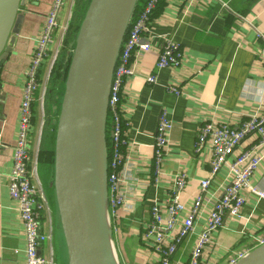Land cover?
I'll return each instance as SVG.
<instances>
[{
	"label": "crops",
	"instance_id": "obj_1",
	"mask_svg": "<svg viewBox=\"0 0 264 264\" xmlns=\"http://www.w3.org/2000/svg\"><path fill=\"white\" fill-rule=\"evenodd\" d=\"M52 0H28L24 19L13 53L0 65V86L5 94L0 109V264H25V242L17 206L8 196L7 176L11 170V154L18 122L23 73L27 68L34 40ZM62 12L59 25L68 9ZM57 33V30H56ZM53 44L39 73L45 81L50 58L57 50ZM264 0H162L141 41L150 45L147 52L132 57L135 76L122 90L120 116L125 125L124 165L120 172L119 192L123 207L117 211L113 232L120 234L123 264H155L153 251L144 246L141 233L153 201L161 203L172 177L187 176V186L180 195L189 203L198 193V182L209 175L207 154L195 153L194 144L200 126L207 120L239 125L251 115L264 112L263 86ZM171 40L182 52L176 69H157L156 62L165 42ZM156 76V83L146 82ZM175 87L180 96L168 94L166 87ZM39 93V94H38ZM32 109V128L28 139L27 173L36 190L40 230L48 242L40 254L51 256L53 202L49 182L52 174V141L42 138L43 108L40 91ZM36 98V96H35ZM161 110L172 122L169 147L162 164V177L154 183L152 154L154 135ZM251 138L245 148L254 142ZM51 154L50 164L41 162L42 150ZM44 152V150H43ZM45 153V152H44ZM220 175L209 189L217 196ZM251 186L264 193V161L251 179ZM241 218L226 216L214 234L212 244L204 250L201 264H229L231 258L249 251L264 237V198L245 192ZM43 201V202H42ZM193 237L184 243L178 255L189 256ZM118 252V249H117Z\"/></svg>",
	"mask_w": 264,
	"mask_h": 264
},
{
	"label": "built area",
	"instance_id": "obj_2",
	"mask_svg": "<svg viewBox=\"0 0 264 264\" xmlns=\"http://www.w3.org/2000/svg\"><path fill=\"white\" fill-rule=\"evenodd\" d=\"M67 0H52L49 11L43 19L39 34L34 40V47L29 56L28 65L23 73L21 99L18 108V122L14 145L11 154V170L7 176L9 198L15 202L25 242V264H52L51 256L41 255L40 247L48 242L49 237L40 230V206L36 202V190L27 173L28 139L32 128V109L35 95L40 90L39 73L50 53L53 38L59 27V19L65 9ZM158 0H147L142 12L131 20L116 62L108 102V116L112 125L113 136L110 139L113 147L108 162V206L112 217V229L117 211L123 207V196L120 194V172L124 157L120 147H125L124 131L121 130L119 101L122 90L129 79L135 76L132 57L149 51L150 45L141 41L142 33L148 29L147 24ZM70 17V15H69ZM264 43V35L257 34ZM51 57L50 64L56 63L57 57ZM180 47L167 40L159 53L156 68L176 69L181 65ZM46 77V81L49 78ZM149 84L156 83V76H148ZM168 94L180 96L175 87H166ZM44 90L40 93L39 104L43 108ZM264 99L263 86L259 94ZM109 118V117H108ZM172 122L165 110H161L154 135L152 172L154 183L162 177V164L170 140ZM251 138L253 143L243 147ZM194 151L197 154L206 152L210 172L198 182V193L189 203H180V195L187 186V176L178 173L161 203L153 201L148 211L147 222L143 226L141 239L144 246L153 251L155 264H201L204 250L212 244L214 234L222 227L226 216L241 218L245 205V192L264 198V193L251 186V179L264 161V112L251 115L245 122L232 125L225 122L207 120L198 129ZM217 196L209 194L212 181L219 176ZM193 237L189 256L178 255L180 247ZM257 245L264 243V237L256 239ZM256 245V246H257ZM247 252V251H246ZM246 252L231 258L234 264Z\"/></svg>",
	"mask_w": 264,
	"mask_h": 264
},
{
	"label": "water",
	"instance_id": "obj_3",
	"mask_svg": "<svg viewBox=\"0 0 264 264\" xmlns=\"http://www.w3.org/2000/svg\"><path fill=\"white\" fill-rule=\"evenodd\" d=\"M138 0H88L62 58L54 120L52 240L55 264H118L108 206V102L114 68ZM28 0H0V65L13 53ZM5 94L1 90L0 97ZM3 100L0 98V109ZM234 264H264V243Z\"/></svg>",
	"mask_w": 264,
	"mask_h": 264
},
{
	"label": "trees",
	"instance_id": "obj_4",
	"mask_svg": "<svg viewBox=\"0 0 264 264\" xmlns=\"http://www.w3.org/2000/svg\"><path fill=\"white\" fill-rule=\"evenodd\" d=\"M162 0H158L157 4L155 5L151 15H149V20L147 27L149 26L150 22L152 19L155 17V14L157 13L159 9V5L161 4ZM88 0H74L73 2V7L72 11H70V28L68 31V34L66 35V38H70L75 30L77 29L78 23L83 15V12L86 8ZM147 0H138L135 8V12L133 15L132 20L138 15V13L142 12L144 5L146 4ZM145 33V32H144ZM143 34V33H142ZM63 66L61 63H55V66L51 70L50 76L48 78L46 88L44 91L43 95V124H42V138L43 136H48L49 139L52 141V137L54 135V120L56 117V113L52 111V106L57 105L59 102V97L62 91V82L60 80V77L62 76L61 69ZM65 72V68H64ZM39 94V93H38ZM37 99V94L35 95ZM122 100L119 101V106L121 105ZM120 116V113H119ZM109 117V122H110V116ZM121 120V116H120ZM111 123V122H110ZM125 125L123 124L121 120V130H125ZM122 139L124 138L123 135ZM123 147H120V152L123 154ZM44 150V152H43ZM41 154H42V159L41 162L50 164L51 161V154L46 152L45 149L43 148ZM107 151H108V156L109 159H111L112 153H113V147L111 140L108 139V144H107Z\"/></svg>",
	"mask_w": 264,
	"mask_h": 264
},
{
	"label": "rangeland",
	"instance_id": "obj_5",
	"mask_svg": "<svg viewBox=\"0 0 264 264\" xmlns=\"http://www.w3.org/2000/svg\"><path fill=\"white\" fill-rule=\"evenodd\" d=\"M73 2L74 0H67L66 2V10L68 9V13H70V11H72V7H73ZM69 21H70V17H68L66 15V17L63 18V21L61 22V24L59 25L58 29H57V33H56V38H57V50H56V55L57 57L55 62L57 63H61L62 65V58H63V55H64V51L66 49V46L70 40V38L75 34V32L73 33V35L70 37V38H66V35L68 34V31H69V28H70V24H69ZM76 31V30H75ZM55 54H53L51 57L53 58ZM51 60V58H50ZM55 66V64L53 65V67ZM53 67L51 66L50 62H49V65H48V68H47V71H46V77L47 75L51 73V70L53 69ZM64 72V68L61 69V72ZM46 77H45V81L43 82L42 86L40 84V93H42V91L44 90L45 91V88H46V84H47V81H46ZM62 77V76H61ZM60 77V79H61ZM180 203H183L182 200L180 199ZM120 234L117 233L115 234V239L118 243V252H117V249H116V255H117V260H118V264H123V262L121 261V258L119 256V253L121 255V246L119 245V241H120ZM52 264H55V261L52 262Z\"/></svg>",
	"mask_w": 264,
	"mask_h": 264
},
{
	"label": "bare ground",
	"instance_id": "obj_6",
	"mask_svg": "<svg viewBox=\"0 0 264 264\" xmlns=\"http://www.w3.org/2000/svg\"><path fill=\"white\" fill-rule=\"evenodd\" d=\"M62 16V15H61ZM50 62V61H49ZM49 65V64H48ZM42 86V85H41ZM43 202V201H42ZM22 228V227H21ZM107 264H116L114 257L111 255V257L108 258Z\"/></svg>",
	"mask_w": 264,
	"mask_h": 264
}]
</instances>
